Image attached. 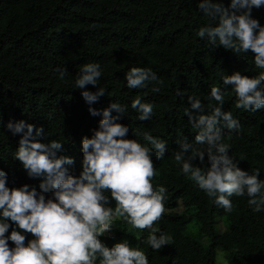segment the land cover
<instances>
[{
	"label": "trees",
	"instance_id": "obj_1",
	"mask_svg": "<svg viewBox=\"0 0 264 264\" xmlns=\"http://www.w3.org/2000/svg\"><path fill=\"white\" fill-rule=\"evenodd\" d=\"M200 2L0 0V170L7 175L9 189L28 185L46 200H54L52 191L43 193L40 189L43 178H30L15 158L21 136H14L7 125L23 121L42 127L38 142H61L63 150L57 156L74 160L67 167L78 178L83 171L82 140L92 138L103 118L92 116L89 107L102 113L110 104L118 103L126 109L117 121L129 128L125 139L151 148L143 138L147 132L166 142L162 158H156L154 148L152 155L156 169L152 184L156 190L167 189L165 212L152 229H136L115 214L116 202L110 191H105V207L112 208L114 214L112 231L99 236L100 241L108 248L126 242L143 251L148 264H216L218 250L228 264H264V210L253 212L245 194L230 197L233 211L226 212L185 177L182 164L175 160V152L180 150L177 141L186 138L194 148L206 147L195 142L198 130L189 123L184 110L190 108L188 97L194 96L204 105L203 114H211L218 106L211 89L217 87L224 93L223 110L230 111L240 123L239 130H222L223 143L230 145L229 157L249 174L258 169L259 179L264 180V108L255 112L237 108L234 90L223 84L224 76L240 72L255 78L264 69L255 66L250 51L212 48L206 38L198 37L200 27L218 23L204 15ZM214 2L224 7L230 4V0ZM252 18L264 27V6L253 8ZM88 63L101 66L98 87L77 89L76 78ZM133 67L151 69L163 84L128 88L125 77ZM58 69L65 71L63 79ZM153 86L160 91L154 93ZM99 87L105 89L104 96L92 105L86 103L82 91L95 93ZM137 98L153 104L150 120H139L140 113L132 109ZM193 165L210 167L207 156L204 164L197 159ZM177 203L181 209L174 212ZM6 222L10 224L6 236L19 231L26 237L25 246L35 238L10 220ZM184 226L191 229L188 236L178 229ZM153 232L170 236L171 244L154 251L147 243ZM8 245L15 247L11 240Z\"/></svg>",
	"mask_w": 264,
	"mask_h": 264
},
{
	"label": "clouds",
	"instance_id": "obj_2",
	"mask_svg": "<svg viewBox=\"0 0 264 264\" xmlns=\"http://www.w3.org/2000/svg\"><path fill=\"white\" fill-rule=\"evenodd\" d=\"M262 6L264 0H230L228 7L214 0H201L199 9L210 21L218 23L200 27L197 35L206 38L212 48L222 46L234 53H254L255 66L264 69V27L252 18V9ZM100 67L98 63L84 65L75 87H98L102 75ZM57 71L63 79L65 71ZM125 78L130 89H143L153 82L163 84L156 73L147 68L133 67ZM223 84L234 90L237 108L252 112L264 108V88L261 87L264 72L255 78L235 72L224 76ZM152 91L158 93L160 88L153 86ZM104 94L105 89L100 87L95 93H81L89 105L98 102ZM211 97L218 105L211 114H203L204 105L194 96L188 97L190 108L184 110L189 123L198 130L195 142L206 147L194 148L186 138L177 141L180 150L175 152V160L182 164L185 177L226 212L233 211L230 197L245 194L252 211L260 212L264 210V180L259 179V170L252 174L241 170L228 155L230 145L223 143L222 130H239L240 123L230 111L223 110L224 93L220 88L212 87ZM131 107L140 113L141 121L150 120L153 115V104L142 103L139 98L132 101ZM125 111L118 103L110 104L102 113L89 107L92 116L102 115L103 118L92 138L82 140L83 171L78 178L71 175L67 167L72 166L74 160L57 156L63 150L61 142H38L37 138L44 132L42 127L35 128L23 121L7 125L14 136H21L15 158L30 178H43L39 187L43 193L52 191L54 200H46L35 188L29 190L28 185L9 189L7 175L0 170V264H96L97 260L99 264H148L145 253L128 243L108 248L98 238L112 231L114 212L105 207L108 203L105 191H110L116 202L115 214L136 229H152L165 212L167 189L156 190L152 184L156 175L152 155L154 148L156 158H162L166 142L147 132L143 133V138L151 148L125 139L129 128L117 122ZM113 112L117 115L113 116ZM189 152L191 155L186 156ZM205 156L210 167L193 165L197 159L204 164ZM9 220L35 238L25 246L26 237L19 231L13 230L6 236ZM9 240L14 248H9ZM171 242L172 238L163 233L157 236L153 232L147 239L154 251Z\"/></svg>",
	"mask_w": 264,
	"mask_h": 264
},
{
	"label": "rangeland",
	"instance_id": "obj_3",
	"mask_svg": "<svg viewBox=\"0 0 264 264\" xmlns=\"http://www.w3.org/2000/svg\"><path fill=\"white\" fill-rule=\"evenodd\" d=\"M169 15V14H168ZM181 209L180 207V204L177 203L176 204V208L173 210L174 212H179V210ZM220 219H217L216 221H219ZM219 225L217 224L216 227H218ZM180 230V232L185 235V236H188L189 233H190V228L189 227H179L178 228ZM222 252L220 250L217 251V259H216V264H228L226 261L223 260V257H222Z\"/></svg>",
	"mask_w": 264,
	"mask_h": 264
}]
</instances>
